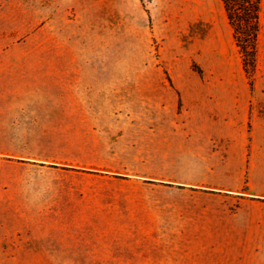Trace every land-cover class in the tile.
Wrapping results in <instances>:
<instances>
[{"label":"rangeland","instance_id":"rangeland-1","mask_svg":"<svg viewBox=\"0 0 264 264\" xmlns=\"http://www.w3.org/2000/svg\"><path fill=\"white\" fill-rule=\"evenodd\" d=\"M231 93L264 99V0L251 85L220 0H0V264L205 263L174 248L176 202L224 192L227 153L190 144L188 104ZM82 193L100 210L47 216Z\"/></svg>","mask_w":264,"mask_h":264},{"label":"crops","instance_id":"crops-1","mask_svg":"<svg viewBox=\"0 0 264 264\" xmlns=\"http://www.w3.org/2000/svg\"><path fill=\"white\" fill-rule=\"evenodd\" d=\"M231 94L188 104L191 115L200 118L190 144L203 152L215 143L227 153L221 165L224 192H181L176 202V230L188 235L174 248L205 250V263L195 264H264V115H259L264 99ZM99 201L97 194H72L49 203L47 216L81 217L88 207L99 209ZM82 225L53 221L49 237L70 240L72 234L84 232ZM49 251L53 264L81 263L73 260L81 258L80 247L54 246Z\"/></svg>","mask_w":264,"mask_h":264},{"label":"trees","instance_id":"trees-1","mask_svg":"<svg viewBox=\"0 0 264 264\" xmlns=\"http://www.w3.org/2000/svg\"><path fill=\"white\" fill-rule=\"evenodd\" d=\"M232 30V38L242 67L251 85L255 68L256 39L259 30L261 0H220Z\"/></svg>","mask_w":264,"mask_h":264}]
</instances>
